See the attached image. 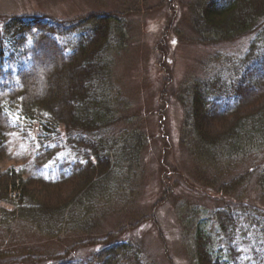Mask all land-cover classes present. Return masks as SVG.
I'll list each match as a JSON object with an SVG mask.
<instances>
[{
    "label": "trees",
    "instance_id": "obj_1",
    "mask_svg": "<svg viewBox=\"0 0 264 264\" xmlns=\"http://www.w3.org/2000/svg\"><path fill=\"white\" fill-rule=\"evenodd\" d=\"M188 7L202 44L253 35L243 56L225 68L228 72L197 81L191 90L187 115L196 136L190 151L200 161L219 165L221 154L237 153L264 138V0H196ZM120 17L116 11L89 14L81 32L47 16L0 18V229L21 222L60 238L75 230L90 233L97 224L89 215L95 198L111 188L118 161L131 158V146L117 157L116 142L104 136L114 119L107 81L111 36ZM14 132L28 138L37 163L49 164L47 176L1 167ZM251 174L222 184L223 196ZM256 185L264 204V166ZM164 188L158 203L170 196L171 184ZM225 206L190 221L197 264H264V227L257 214L249 210L240 216L233 205ZM122 231L83 242L97 246L88 258L77 256V245L46 253L5 249L0 264H147L143 248L134 242L115 249L113 259L99 247Z\"/></svg>",
    "mask_w": 264,
    "mask_h": 264
},
{
    "label": "rangeland",
    "instance_id": "obj_2",
    "mask_svg": "<svg viewBox=\"0 0 264 264\" xmlns=\"http://www.w3.org/2000/svg\"><path fill=\"white\" fill-rule=\"evenodd\" d=\"M195 1L0 0V18L47 16L70 23L74 32L89 25L85 23L89 14L121 13L111 36L107 81L114 119L104 136L110 144L116 142L117 157L131 146V158L118 161L111 188L93 202L89 215L97 224L90 233L75 230L48 238L26 223L15 222L11 230L0 229V251L61 252L77 245V256L84 259L97 246L83 242L123 230L110 245H99L112 259L115 249L134 242L143 248L147 264H197L192 229L214 210L226 208L227 203L240 216L253 210L264 227V204L256 185L258 170L264 166V138L237 153L221 154L219 165L200 161L194 157L197 152L190 151L196 134L187 108L194 83L228 72L225 68L243 56L253 38L202 44L188 7ZM82 23L86 25L81 27ZM34 155L28 138L14 132L1 167H17L25 176H47L49 164L37 163ZM250 171L244 184L223 196L222 184ZM165 183L171 184L170 196L158 203Z\"/></svg>",
    "mask_w": 264,
    "mask_h": 264
}]
</instances>
